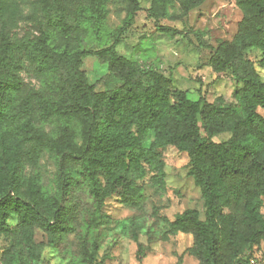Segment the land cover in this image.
I'll use <instances>...</instances> for the list:
<instances>
[{
  "label": "trees",
  "instance_id": "1",
  "mask_svg": "<svg viewBox=\"0 0 264 264\" xmlns=\"http://www.w3.org/2000/svg\"><path fill=\"white\" fill-rule=\"evenodd\" d=\"M108 0H34L27 19L37 34L13 39L21 19L20 0H0V264H39L42 243L36 229L59 243L72 230L66 202L80 184L92 198L94 225L113 193L127 206L141 204L142 187L127 176L131 165L145 163L160 188H166L162 165L168 145L186 152L189 175L201 189L205 219L188 208L175 219L164 217L168 233H188L199 264H250L246 252L264 241V82L253 60L258 50L264 66V0H236L242 19L233 39L219 44L210 58L217 73H230L240 85L237 104L226 97L209 102L173 87L171 77L148 69L117 51L121 36L134 24L139 0H125L122 24L109 32L105 45L92 48L107 17ZM205 0H152L149 14L179 20ZM173 34L175 30L162 27ZM25 49L41 85L27 87L9 65ZM96 56L108 64L100 80L89 83L83 59ZM50 125L52 130H48ZM154 137L143 148L148 132ZM231 133L225 141L219 134ZM49 153L56 162L55 190L41 173ZM27 164L34 171L23 172ZM11 215L17 224L8 225ZM82 261L92 264L95 242L81 235Z\"/></svg>",
  "mask_w": 264,
  "mask_h": 264
},
{
  "label": "rangeland",
  "instance_id": "2",
  "mask_svg": "<svg viewBox=\"0 0 264 264\" xmlns=\"http://www.w3.org/2000/svg\"><path fill=\"white\" fill-rule=\"evenodd\" d=\"M34 0H20L21 19L12 31V38L27 44L28 38L37 34L36 25L27 19ZM152 0H139L140 10L136 13L134 24L121 36L117 51L127 58L135 59L143 71L155 69L171 77L173 87L186 91L191 99H199V90L209 102H217L226 97L234 104V93L239 83L230 73H217L210 66V58L219 44L231 41L238 30L242 12L236 0H205L192 9L187 16L179 20L168 17L156 18L149 14ZM125 0H108L107 17L100 35L90 38L92 48L106 44L108 34L118 28L126 15ZM178 0L170 6V12L177 10ZM162 27H170L175 33L168 34ZM25 49L9 65V71L17 73L24 84L30 88L41 85L34 67L25 60ZM245 57L255 63L264 82V66L260 63L262 54L258 50H249ZM83 68L89 83L103 89L100 82L108 70V64L96 56L83 59ZM264 116V110L258 109ZM52 130L51 126H47ZM154 132H148L143 148L148 149ZM231 133L215 136L214 141L228 140ZM162 165L165 173L166 188H160L154 173L145 163L131 165L127 176L142 187L141 204L125 205L118 193L109 196L102 207V219L94 225L92 198L86 185H78L67 196L66 202L72 208V230L61 236L57 245H48L47 235L40 229L35 231V241L42 243V255L39 264H86L82 261L81 235H85L92 246V264H199L191 254L193 237L188 233H168L163 218L175 219L188 208L200 211L205 219L204 199L201 189L195 185L189 175L191 160L186 152L172 145L163 149ZM33 169L24 165L25 175ZM41 173L46 187L54 191L57 165L49 153L41 160ZM264 203V197H263ZM264 214V204L262 208ZM17 224L16 215H11L8 225ZM4 241L0 238V257ZM246 257L264 261V241L259 247L246 252Z\"/></svg>",
  "mask_w": 264,
  "mask_h": 264
},
{
  "label": "built area",
  "instance_id": "3",
  "mask_svg": "<svg viewBox=\"0 0 264 264\" xmlns=\"http://www.w3.org/2000/svg\"><path fill=\"white\" fill-rule=\"evenodd\" d=\"M250 264H264V261L259 258H250Z\"/></svg>",
  "mask_w": 264,
  "mask_h": 264
}]
</instances>
